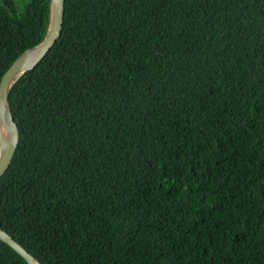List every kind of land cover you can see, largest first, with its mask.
<instances>
[{
  "label": "trees",
  "instance_id": "trees-1",
  "mask_svg": "<svg viewBox=\"0 0 264 264\" xmlns=\"http://www.w3.org/2000/svg\"><path fill=\"white\" fill-rule=\"evenodd\" d=\"M51 19L0 0V82ZM8 100L0 227L40 264H264V0H65Z\"/></svg>",
  "mask_w": 264,
  "mask_h": 264
},
{
  "label": "water",
  "instance_id": "water-1",
  "mask_svg": "<svg viewBox=\"0 0 264 264\" xmlns=\"http://www.w3.org/2000/svg\"><path fill=\"white\" fill-rule=\"evenodd\" d=\"M51 17L50 28L45 39L21 53L4 72L0 82V116L1 114L5 116L12 131L9 138H4L0 130V178L8 171L12 163L20 137L19 128L8 100L9 90L19 76L35 67L59 39L65 22V0H51ZM0 238L21 253L29 264H35L37 259L32 253L1 227Z\"/></svg>",
  "mask_w": 264,
  "mask_h": 264
},
{
  "label": "bare ground",
  "instance_id": "bare-ground-1",
  "mask_svg": "<svg viewBox=\"0 0 264 264\" xmlns=\"http://www.w3.org/2000/svg\"><path fill=\"white\" fill-rule=\"evenodd\" d=\"M0 130H1V133H2L4 138L9 137V132L11 133V130H10L9 125L7 123V120L3 114H1V116H0ZM35 264H40V263L36 260Z\"/></svg>",
  "mask_w": 264,
  "mask_h": 264
},
{
  "label": "rangeland",
  "instance_id": "rangeland-1",
  "mask_svg": "<svg viewBox=\"0 0 264 264\" xmlns=\"http://www.w3.org/2000/svg\"><path fill=\"white\" fill-rule=\"evenodd\" d=\"M8 130H9V129H8ZM11 132H12V131H11ZM10 136H11V133L9 132V137H10ZM9 137H8V138H9Z\"/></svg>",
  "mask_w": 264,
  "mask_h": 264
}]
</instances>
